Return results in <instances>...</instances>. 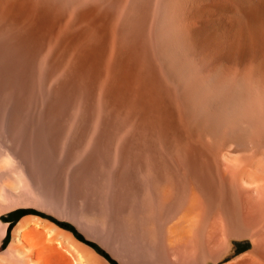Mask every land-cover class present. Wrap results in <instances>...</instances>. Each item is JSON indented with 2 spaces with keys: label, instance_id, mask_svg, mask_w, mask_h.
<instances>
[{
  "label": "bare ground",
  "instance_id": "obj_1",
  "mask_svg": "<svg viewBox=\"0 0 264 264\" xmlns=\"http://www.w3.org/2000/svg\"><path fill=\"white\" fill-rule=\"evenodd\" d=\"M17 173L150 264H219L245 237L230 264H264V0H0V204ZM33 224L58 264H97ZM31 225L0 264H53Z\"/></svg>",
  "mask_w": 264,
  "mask_h": 264
},
{
  "label": "rangeland",
  "instance_id": "obj_2",
  "mask_svg": "<svg viewBox=\"0 0 264 264\" xmlns=\"http://www.w3.org/2000/svg\"><path fill=\"white\" fill-rule=\"evenodd\" d=\"M14 175V177L10 176L11 179L10 177L5 179L6 184H11L5 186L6 188L4 191L7 190V192H4V195H7V199L2 200V203L0 204V209L4 212L3 220L10 224L13 223L12 227L9 229V233L5 235L2 241L0 253L9 246L12 241L13 230L19 222L30 218L32 229L34 227L33 223L40 220L43 224L47 223V226H56L61 232L69 233L78 244H81L96 255L97 264H150L151 261L154 260L153 257H150L149 246L147 247V245L150 244H148L149 241L147 242L142 238V241H140L141 239L137 241L138 238L134 237L132 233H123L122 231L121 233L119 231L114 236L115 238H119V240H116V242L119 243H114V241L109 240V238L113 239V233H110V236H107L109 234L102 231L103 228L101 226H92L87 221L84 222L82 218L75 216L74 212L71 213L70 211L73 210L70 208L68 209L69 211H67V208L61 203L52 200L50 196L51 192H49V194L46 189L41 187V184L38 181L34 180V178L18 173L17 175ZM12 186L14 187L13 191ZM45 190L47 191L46 193L44 192ZM49 198H51V200ZM4 205L5 207H3ZM157 229L156 234L158 239L155 243L158 246L166 245L164 241L166 237H174V234L169 235L166 233L164 223L160 222ZM35 230L36 229H33L31 234L33 242L45 255L48 257L50 256L49 260L51 263L58 264L60 260L55 252V248L61 247L58 243V236L53 235L52 238V235L47 230L42 232H36ZM115 238L113 240H115ZM233 242L237 247L236 252L219 264H230L234 262V259L236 261L244 254L253 250V242L251 238L245 237L241 239H233ZM123 244L125 246L127 245V248L130 247V250L128 249L129 251H127ZM147 249L149 250L147 251Z\"/></svg>",
  "mask_w": 264,
  "mask_h": 264
},
{
  "label": "trees",
  "instance_id": "obj_3",
  "mask_svg": "<svg viewBox=\"0 0 264 264\" xmlns=\"http://www.w3.org/2000/svg\"><path fill=\"white\" fill-rule=\"evenodd\" d=\"M12 225H13V223H11L10 225H9V229L12 227ZM9 233V232H8Z\"/></svg>",
  "mask_w": 264,
  "mask_h": 264
}]
</instances>
